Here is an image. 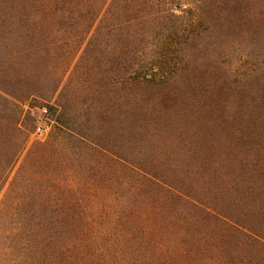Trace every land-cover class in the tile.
<instances>
[{
  "label": "trees",
  "instance_id": "16d2710c",
  "mask_svg": "<svg viewBox=\"0 0 264 264\" xmlns=\"http://www.w3.org/2000/svg\"><path fill=\"white\" fill-rule=\"evenodd\" d=\"M35 107L62 144L37 143L12 178ZM114 122L126 149L102 143ZM91 145L100 172L70 175ZM4 230L39 264H264V0H0Z\"/></svg>",
  "mask_w": 264,
  "mask_h": 264
},
{
  "label": "rangeland",
  "instance_id": "374dc122",
  "mask_svg": "<svg viewBox=\"0 0 264 264\" xmlns=\"http://www.w3.org/2000/svg\"><path fill=\"white\" fill-rule=\"evenodd\" d=\"M89 48H90V55L87 56L84 61L86 65L89 64L91 66H94L96 69H94L88 74L83 75L82 77H78L80 73L74 74L75 76L72 79L74 81V83L72 84L74 88L80 85L82 83L81 82L82 80L86 81L87 84L85 83L86 85L84 86V88H82L84 93L91 91L94 82H97V80H99L98 77L100 76L99 74L100 71H98L97 69V68H100V61H101L100 45L93 44ZM84 50L85 49H83V51ZM95 56L97 58H95ZM239 56L240 55L238 54L231 56L233 59L230 60L229 58L222 65L227 66L230 69L238 66ZM217 61H219L220 63L221 61L220 56L216 58V62ZM246 61H249V60H245V62ZM243 68L244 69L242 70H245L247 68L246 64H244ZM247 69L250 70V68H247ZM91 73H93L94 75L92 78H90L92 76ZM110 95L113 96V94H110ZM35 105L38 106L37 103H35ZM26 110H29L27 106H26ZM230 112L231 110L224 111L225 114H229ZM247 112H250V111H247ZM90 113L91 112H87V115L92 116V114ZM31 114H32V120H34V128L32 129L33 130L32 133L30 134L28 147L26 151L23 153V155L21 156L18 167L14 171L12 178L16 176L19 168L22 167L24 164H26V162L28 161V157L31 155V153L36 151L35 146L37 143L39 142L45 143V142L54 140L57 147H60L62 144L60 135L59 133L56 132L58 130L56 127L57 125L56 123L52 122L51 117L48 116L46 110L40 107H35L34 110L31 112ZM97 115H98V124L96 126H94L93 121L91 123V118L86 123L85 121H87V119L79 118V122L85 123V127L88 129L87 135L96 139L97 142H99L100 144V110L99 112H97ZM103 128L105 129V132L102 135V138L105 141H102V143H106L109 146L114 145V146L119 147V149L115 147L116 150H120L121 148L126 149V147L130 144V135L128 134L126 135V132L127 133L129 132L127 125L121 126L117 122H114V124L111 123L109 125L103 126ZM245 129L249 131L250 130L249 125L245 126ZM122 133L125 135H123ZM120 136H124V137H120ZM149 142L151 143V141H148V142H145L143 145H146ZM90 147L93 149L92 150L93 157L91 158V156H89L86 152H83L85 162L81 167H78L75 164L73 165L72 160L67 161L68 165L66 169L67 171L71 172L70 175H73V172L75 171L76 172L83 171L87 173L86 175L89 177L91 175L89 173L95 172L96 174L100 172V163H99L100 162V148H98L95 145H91ZM51 158H52V155H50L43 164L48 165V163H50L53 167L55 165V160H51ZM55 159H56V155H55ZM73 169L75 171H73ZM88 177H85L86 179L82 180V185L86 184L87 181H88V184L92 182L91 179H89ZM85 191L87 193L85 196L86 197L85 199L86 200L88 199V204L89 205L95 204L98 199L95 198L93 195L97 194V191H98L97 187L96 186L93 187L89 185L88 189ZM99 227L100 226H98L97 228ZM23 242H24V238L20 237L18 234H14L6 230L0 231V264H39L37 261L38 258L35 252L26 253L24 247L22 246Z\"/></svg>",
  "mask_w": 264,
  "mask_h": 264
}]
</instances>
